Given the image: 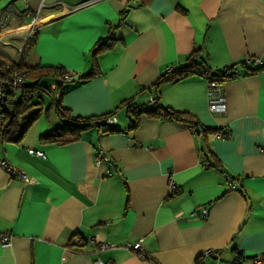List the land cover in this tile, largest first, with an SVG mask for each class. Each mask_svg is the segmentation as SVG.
<instances>
[{"label": "crops", "instance_id": "crops-1", "mask_svg": "<svg viewBox=\"0 0 264 264\" xmlns=\"http://www.w3.org/2000/svg\"><path fill=\"white\" fill-rule=\"evenodd\" d=\"M60 1L45 0L24 63L62 65L76 76L60 96L71 116L116 119L93 124L72 141L45 139L63 120L59 90L52 88L25 133L0 140V231L10 234L9 244L0 241V264H255V256L264 258V70L249 72L257 64L243 63L248 57L264 62V0H97L72 11ZM41 2L0 0V10L24 12L0 29L1 53L11 57L3 50L9 47L20 57L31 25L25 12ZM193 52L211 71L239 73L223 81L225 112H211L201 73L157 85ZM129 101L144 107L140 114ZM156 105L192 112L200 125L154 116L148 110ZM106 124L117 130L101 127ZM203 128L226 136L204 135ZM101 147L109 160L97 163ZM2 159L32 181L7 171ZM140 239L144 254L128 247Z\"/></svg>", "mask_w": 264, "mask_h": 264}, {"label": "trees", "instance_id": "trees-1", "mask_svg": "<svg viewBox=\"0 0 264 264\" xmlns=\"http://www.w3.org/2000/svg\"><path fill=\"white\" fill-rule=\"evenodd\" d=\"M37 35V34H36ZM36 38V37H35ZM35 38H29L24 46L20 57L13 59L4 53L0 52V76H2L3 70L9 67V71H23L26 72L30 82H25L21 85L20 90L8 94L0 106V114L3 116L2 134L0 140H18L28 129L31 123L39 116L42 111L41 98L45 93L52 92V86H46L45 80L48 77L55 79L56 89L59 90V95L55 97V102L58 107V111L63 120L58 128L48 131L43 135L45 139H54L60 142H68L80 137L83 130L88 129L100 121L106 122L108 115L103 116H90L80 117L71 116L68 109L61 105L60 96L63 93L64 84L67 80L75 79L73 73L62 65H38L35 67L27 66L24 63L25 56L33 47ZM103 47L102 44L99 46ZM245 63V61H243ZM255 65V63H253ZM264 70V64H257L256 67L249 69V72ZM193 73H201L207 77V79L224 78L229 73L239 75L238 72L230 71L228 69H219L217 71H211L207 65L199 58V54L193 52L187 62L178 67L170 68L165 75L157 83L160 86L163 82L171 81L175 82L183 79ZM70 78L67 79L66 77ZM39 95V96H36ZM156 104V102H155ZM129 109L134 114L138 115L141 110L135 109V103L128 102ZM148 112L154 116H160L165 119H176L179 121L188 122L194 126H199L200 121L198 117L189 111L176 110L168 106L156 105L154 109L148 110ZM64 117L69 119L65 120ZM106 130L116 131L117 128L109 126H101ZM203 134L211 133L217 129H200ZM217 167L220 165L215 163Z\"/></svg>", "mask_w": 264, "mask_h": 264}, {"label": "built area", "instance_id": "built-area-1", "mask_svg": "<svg viewBox=\"0 0 264 264\" xmlns=\"http://www.w3.org/2000/svg\"><path fill=\"white\" fill-rule=\"evenodd\" d=\"M97 0H85L77 5H67L66 0H61L59 3H61L67 11H72L77 8H80L82 6L91 4ZM47 6V3L45 0H42L41 4L34 9H28L25 14L31 18V29L29 32V36L26 38L28 40L29 38H35L38 28H39V18L45 7ZM23 11L17 9V8H12L8 7L5 9L0 10V29L4 27L8 22L11 20L16 19L17 17L21 16ZM245 63H255V64H264L261 58H252L248 57L245 60ZM234 76H237V74L234 73H229L227 74L224 78H215V79H209L208 84H209V108L211 112L213 113H222L226 111V98L223 92V81L228 78H232ZM67 79L70 77L67 76ZM29 80V77L26 72L23 71H9V67H7L5 70H3L2 76H0V106L3 103L4 99L8 94H11L13 92H16L20 89L21 85L24 84ZM52 88L55 90L56 85L53 84ZM59 95V92L57 93ZM156 99L151 98L150 102L155 103ZM136 110H141L143 109V106H140L138 104L135 105ZM116 117L115 114H110L106 118L107 123H113L115 121ZM3 116L0 114V137L2 134V126H3ZM201 133V131H200ZM213 136L215 137H225L226 133L223 131H215L212 133ZM29 152L31 154L38 155L40 157L46 158V154L43 150L41 149H35V148H30ZM109 156L107 154V151L105 148L101 147L96 151V161L97 163H101L104 161H108ZM1 165L10 173L12 174H17L24 178L26 181L30 182L32 179L20 168L14 166L11 164L9 161L6 159L1 160ZM177 185L174 182H171V190H176ZM207 209L205 207L202 208L201 212L202 215L206 216L207 215ZM0 241L3 242L4 244H9L10 243V234L7 232H2L0 231ZM109 245L106 243H101L99 245V248L105 249ZM129 248H132L136 250L137 252L144 254L143 251V239H140L132 244L128 245ZM207 252V254H209ZM253 262L255 264H264V258L263 256H255L253 259ZM94 264H107L101 259L95 260Z\"/></svg>", "mask_w": 264, "mask_h": 264}, {"label": "rangeland", "instance_id": "rangeland-1", "mask_svg": "<svg viewBox=\"0 0 264 264\" xmlns=\"http://www.w3.org/2000/svg\"><path fill=\"white\" fill-rule=\"evenodd\" d=\"M0 8H2V7H0ZM30 29H31V25H30ZM3 50L7 51L10 54V56L12 58H15V59H17V57L19 55V52L16 49H11L9 47H5Z\"/></svg>", "mask_w": 264, "mask_h": 264}, {"label": "water", "instance_id": "water-1", "mask_svg": "<svg viewBox=\"0 0 264 264\" xmlns=\"http://www.w3.org/2000/svg\"><path fill=\"white\" fill-rule=\"evenodd\" d=\"M100 123H103V122H100Z\"/></svg>", "mask_w": 264, "mask_h": 264}]
</instances>
